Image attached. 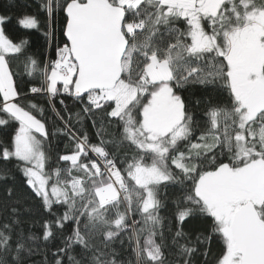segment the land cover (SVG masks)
Masks as SVG:
<instances>
[{"label":"snow or ice","instance_id":"1","mask_svg":"<svg viewBox=\"0 0 264 264\" xmlns=\"http://www.w3.org/2000/svg\"><path fill=\"white\" fill-rule=\"evenodd\" d=\"M39 8L43 26L18 23L41 32L42 60L0 16V128L13 130L0 181L19 172L49 218L26 234L7 187L0 264H196L213 243L215 264H264V0ZM9 56L23 57L22 74ZM197 88L193 105L185 93ZM62 138L70 153L57 151Z\"/></svg>","mask_w":264,"mask_h":264},{"label":"trees","instance_id":"2","mask_svg":"<svg viewBox=\"0 0 264 264\" xmlns=\"http://www.w3.org/2000/svg\"><path fill=\"white\" fill-rule=\"evenodd\" d=\"M24 14H29L33 16H37L41 25L43 26L46 23L45 15L40 11L39 8V0H0V16H7L10 19L5 21L3 28L5 30L6 35L14 42L19 43L22 39H27V51L35 55L38 59H43L46 53L47 45L45 44L44 37L41 32L37 30H26L23 29L19 23L18 19L21 18ZM60 39L63 40V37L60 36ZM52 58L55 56L54 47L49 50ZM9 61L13 72H24L23 67V57L9 56ZM27 79V77H25ZM37 85L39 81H36ZM203 93L199 88H197L192 93H185V98L189 100L190 103L195 105V101L198 98H201ZM31 98V97H30ZM66 102L71 105L70 98H65ZM34 102L44 104L46 101L43 99H37ZM57 107L59 104L57 103ZM204 105H199L200 109H203ZM50 116L51 113L49 112ZM199 115V113H198ZM51 124L49 127L51 128ZM89 131L92 132V129L89 128ZM13 134V130L10 128L7 132H4L2 128H0V139H3L5 142H10L11 135ZM92 139L95 141V135L93 134ZM66 138H62L57 147V151L62 154L70 153L71 145L66 148L65 147ZM53 159L55 160V153L53 154ZM24 178L21 176L19 172L15 173V180L8 181H0V224L4 223L9 217V211L5 207V204L8 203L6 197V189L9 186L15 187L16 197H19L23 200V206H28L31 208V213L23 212V206L21 207V220L22 227L27 234L29 231L36 233L37 235L41 234L42 223L44 219L49 218L48 214L43 211L40 207V203L37 199H35L30 190L27 189L26 185H24ZM15 198V197H14ZM171 208V205H169ZM170 214V213H166ZM203 225L200 224L199 221H192L185 225V230L193 233V235L199 231ZM71 225H68V230L70 231ZM220 254V246L217 243H213L211 246V250L209 252L208 258L205 261L202 256H198L196 258V264H215L216 257ZM34 261L39 264L42 260L41 256H36L32 258ZM49 259H51V253H49Z\"/></svg>","mask_w":264,"mask_h":264}]
</instances>
